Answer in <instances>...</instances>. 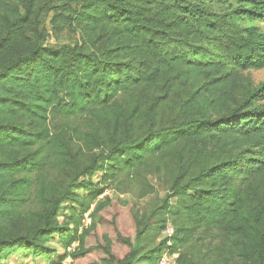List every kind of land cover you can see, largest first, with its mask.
<instances>
[{"label": "trees", "instance_id": "1", "mask_svg": "<svg viewBox=\"0 0 264 264\" xmlns=\"http://www.w3.org/2000/svg\"><path fill=\"white\" fill-rule=\"evenodd\" d=\"M61 1L67 16L55 14V25L82 29L84 46L28 36L40 0L9 8L0 24V264L18 252L52 259L56 237L77 244L73 264H158L165 252L187 264L180 249L197 232L245 264H264V105H256L264 83L252 89L240 77L264 69V0ZM96 42L101 53L86 50ZM168 106L174 117L161 127L157 113ZM89 113L113 128L106 176L174 159L169 194L154 210L98 200L105 189L90 180L104 168L100 155L77 177L98 200L90 211L76 199L90 223H60V204L72 198L41 174L51 158L70 164L72 146L45 123ZM31 199L42 210L24 219ZM22 220L36 226L15 233ZM170 221L176 231L156 243Z\"/></svg>", "mask_w": 264, "mask_h": 264}, {"label": "rangeland", "instance_id": "2", "mask_svg": "<svg viewBox=\"0 0 264 264\" xmlns=\"http://www.w3.org/2000/svg\"><path fill=\"white\" fill-rule=\"evenodd\" d=\"M26 1L28 0H0L3 4L0 5V24L3 22L4 16H9V8L15 6L22 7ZM61 2V0H40L38 8L41 11L38 17H31L32 28L28 32V36L31 38L38 36L48 47H61L63 45L75 44L84 46L86 39L82 29L64 21L61 25H55V14L67 16L63 6L60 7ZM262 27L264 28V26ZM104 47L103 42H96L93 48L89 47V45L86 46V50L91 49L101 53ZM240 77L245 84L255 89L264 83V69L240 71ZM238 99H241V97L238 96ZM256 105L258 107L264 105V99L258 100ZM170 109L171 107L168 106L161 113H157V119L159 120L157 125L161 127L166 126L169 119H173L174 110L172 111ZM45 126L51 133L61 132L62 130L66 132L67 139H70L72 146L71 153L73 158L70 164H61L55 158H51L41 174L46 181L53 184L56 190H68L69 196L72 198V200H63L60 204V223H73L78 221V217H82V224H89L90 212L83 216L82 208L77 204V200L79 204L83 201L89 202L91 204L90 211H92L98 200H104L105 197H110L119 200V203L122 205L128 204L127 207L121 206L125 209L124 211L134 208L135 210H145L149 213V211L154 210L168 196L169 191L167 187L171 169L174 166L173 158L167 164L161 165V168H158V165L153 163L154 165L151 168L137 171L134 175L122 172L106 176V169H110L111 166L109 161H105L103 155L112 147L111 138L113 136V128L101 123L100 119L94 113L77 117H66L57 114L50 115ZM90 135L94 137L95 143L99 144V147H92L87 142V137ZM100 155L102 158L99 161L100 164L104 163V168L98 170L91 177L90 181L95 188H104L105 193L98 200L93 201L94 189L83 188L78 185V183L87 181L88 179L85 177H77L80 176L85 165H88L94 159L100 157ZM144 192L149 193L143 195ZM170 201L175 204L177 199L172 198ZM41 210V205L34 199H31L21 209L22 218H33L34 214ZM155 221H157V217H152L150 223L152 224ZM19 224L16 231L14 230L15 233L18 231L21 234H25L28 230L36 226L34 222L26 220L24 222L22 220ZM168 227L171 228L170 235H173L177 226L170 221ZM196 235L200 237L199 240L185 249H180L181 255L186 256L187 264H245L242 258L229 252L227 245H223L220 241H215L212 242L213 246H211V237L206 238L199 232ZM167 237V235L163 234L156 243H159V240ZM47 245L53 250L52 259L34 258L29 254L18 252L11 255L1 264H73V260L69 255L76 250L77 244L73 243L70 247H67L56 237ZM214 246L216 250H211ZM174 257L177 258L178 254H175Z\"/></svg>", "mask_w": 264, "mask_h": 264}, {"label": "built area", "instance_id": "3", "mask_svg": "<svg viewBox=\"0 0 264 264\" xmlns=\"http://www.w3.org/2000/svg\"><path fill=\"white\" fill-rule=\"evenodd\" d=\"M88 221L90 223V220ZM170 233H171V228L168 227L167 230L165 231V235L170 237L172 235V234L170 235ZM158 264H179V263L176 261V258L174 256H170L168 252H165L163 256L159 259Z\"/></svg>", "mask_w": 264, "mask_h": 264}]
</instances>
